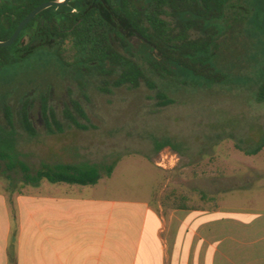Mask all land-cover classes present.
Listing matches in <instances>:
<instances>
[{"label":"rangeland","instance_id":"374dc122","mask_svg":"<svg viewBox=\"0 0 264 264\" xmlns=\"http://www.w3.org/2000/svg\"><path fill=\"white\" fill-rule=\"evenodd\" d=\"M224 26L226 30L213 48V65L226 75L223 83L184 71L177 72L174 79L161 78L149 64L152 54L159 57V52L133 50L147 78L172 100L162 107L156 90L145 82L138 88L124 86L103 92L100 77L80 75L75 67H65L53 49H42L18 65L1 69L0 151L17 155L33 173L44 164L114 165L113 178L100 185L117 188L121 196L137 188L144 194L156 189L163 170L155 164L164 160L163 169H170L174 162L169 163L167 151H176L195 160L200 170L203 161L210 160L216 176L234 173L237 182L229 181V186L240 183L245 187L231 188V194L240 196L247 206L264 205V161L258 160L264 157V147L256 153L258 157L253 153L264 143V101L258 100L264 83V0H230ZM61 50L64 59L72 63L71 41L67 40ZM43 97L48 98L63 125L62 132H49L42 114ZM26 99L31 101L34 136L22 119ZM72 99L83 105L87 120L77 116L70 106ZM5 106L10 108L12 125ZM68 107L87 130L75 128L66 118ZM49 187L80 186L47 180L25 185L21 169L9 171L0 160V191L11 200L15 193Z\"/></svg>","mask_w":264,"mask_h":264},{"label":"crops","instance_id":"0c3cea01","mask_svg":"<svg viewBox=\"0 0 264 264\" xmlns=\"http://www.w3.org/2000/svg\"><path fill=\"white\" fill-rule=\"evenodd\" d=\"M167 155L173 165L155 164L162 178L145 194L100 185L116 167L90 187L36 188L13 200L1 190L0 264H264V205L232 195L238 177L216 176L210 160L200 170Z\"/></svg>","mask_w":264,"mask_h":264},{"label":"trees","instance_id":"16d2710c","mask_svg":"<svg viewBox=\"0 0 264 264\" xmlns=\"http://www.w3.org/2000/svg\"><path fill=\"white\" fill-rule=\"evenodd\" d=\"M58 0H0V41L11 38L20 22L35 8L45 2ZM101 0H70L67 5L49 7L33 18L21 31L16 41L9 47H0V70L24 62L42 49H53L58 60L65 67H75L80 75L90 74L101 78L104 86L101 90L110 93L112 88H138L145 82L156 90L160 107L169 105L172 100L151 82L143 66L137 61L130 48L121 51L109 40L111 25L103 16L99 3ZM104 4L110 0H102ZM130 0H117L123 7ZM148 9L140 10L135 5L128 8L134 19V28L142 35H149L156 40L160 56L152 54L149 64L153 72L161 78H176L177 72H186L204 78L213 83H223L226 75L213 65L215 40L224 32L218 23L223 19L230 0H149ZM108 7V6H106ZM163 10L161 17L159 10ZM150 18V29L143 27L142 17ZM198 37L195 33L198 32ZM163 40L159 41V38ZM70 40L73 48V62H67L61 47ZM145 49V48H144ZM152 50L153 53V49ZM258 100L264 101V83L260 86ZM30 99L23 102L22 119L31 136L35 129L30 119ZM70 106L77 116L87 120L83 105L75 99ZM7 119L12 125L10 108L5 106ZM42 114L50 133L62 132L63 125L58 121L54 109L47 97L42 98ZM66 118L79 130L88 127L66 109ZM55 127V129H54ZM264 147L258 146L256 154ZM159 146L158 150L162 149ZM0 160L11 171L19 167L25 185H38L42 180L51 183L77 185H95L103 173L110 176L114 165L101 167L94 163H59L44 164L35 173L27 163L17 155L0 151Z\"/></svg>","mask_w":264,"mask_h":264},{"label":"flooded vegetation","instance_id":"af4514ba","mask_svg":"<svg viewBox=\"0 0 264 264\" xmlns=\"http://www.w3.org/2000/svg\"><path fill=\"white\" fill-rule=\"evenodd\" d=\"M149 0H130L125 8H122V3H118L117 0H110V3L104 4L101 0L99 3V8L103 14V16L107 19V21L111 25L109 40L118 50L124 51L128 48L134 50L136 48H145V49H153L156 50L157 43L156 40L149 35H142L137 29L134 28V19L131 14L128 12V8H131L135 5L140 10L148 9ZM108 6V7H106ZM159 14L161 17L165 16L164 11L159 10ZM144 28L147 30L150 29V18L147 14L142 17L140 21ZM218 23L222 25L224 32L226 30L224 26V18L219 20ZM224 32L215 40L214 46H217L218 39L224 34ZM199 33L196 32L194 35L198 37ZM164 38H159L160 40Z\"/></svg>","mask_w":264,"mask_h":264},{"label":"water","instance_id":"95a60500","mask_svg":"<svg viewBox=\"0 0 264 264\" xmlns=\"http://www.w3.org/2000/svg\"><path fill=\"white\" fill-rule=\"evenodd\" d=\"M70 0H58V1H49L45 2L42 5L35 8L33 11H31L18 25L17 29L13 33L10 39L6 41H0V47H9L11 46L16 39L18 38L21 31L24 29V27L33 19L35 18L40 12L43 10L49 8V7H60L65 6L68 4Z\"/></svg>","mask_w":264,"mask_h":264},{"label":"built area","instance_id":"2783aa9c","mask_svg":"<svg viewBox=\"0 0 264 264\" xmlns=\"http://www.w3.org/2000/svg\"><path fill=\"white\" fill-rule=\"evenodd\" d=\"M164 164H165V161H164V160H162V161L160 162V164H159V165H160L161 167H165L166 165H164Z\"/></svg>","mask_w":264,"mask_h":264}]
</instances>
